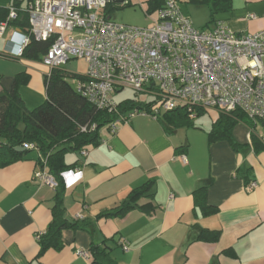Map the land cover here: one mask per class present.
I'll return each instance as SVG.
<instances>
[{
	"label": "crops",
	"instance_id": "crops-1",
	"mask_svg": "<svg viewBox=\"0 0 264 264\" xmlns=\"http://www.w3.org/2000/svg\"><path fill=\"white\" fill-rule=\"evenodd\" d=\"M10 6L12 0H0V22ZM117 7L107 10L110 18ZM179 10L191 22L190 9ZM209 21L191 24L206 30L218 21L245 36L264 31V0H232L228 12ZM15 31L20 32L10 24L0 37V91L16 84L31 111L46 100V74L24 70L23 57L10 58ZM194 119L192 127H175L164 125L163 117L136 115L114 132L110 126L99 129L97 145L66 153L63 160L71 168L61 174L65 217L82 227L63 230L58 251L40 254L37 240L52 222L56 194L35 179L38 154L0 168V264H91V246L103 243L117 264H264V123L237 122L233 149L226 141L209 142L214 118L203 124ZM251 182L257 184L253 190ZM206 185V203L216 209L210 214L193 202L194 192ZM139 188L146 192L135 209L101 216Z\"/></svg>",
	"mask_w": 264,
	"mask_h": 264
},
{
	"label": "built area",
	"instance_id": "built-area-1",
	"mask_svg": "<svg viewBox=\"0 0 264 264\" xmlns=\"http://www.w3.org/2000/svg\"><path fill=\"white\" fill-rule=\"evenodd\" d=\"M114 5L127 7L130 0L119 4L114 0H36L23 9L28 33H13L9 56L23 57L30 38L50 41L40 60L49 69L47 75L70 60H84L87 73L74 77L73 83L95 109L115 111L112 96L124 87L153 97L148 103L151 112L133 109L130 119L147 115L156 120L164 112L182 108L192 118L198 110L240 111L251 121H264V31L237 35L218 21L212 28L198 30L181 14L177 0H163L154 11L150 5L143 8L151 25L137 28L114 22L107 12ZM7 10V18L0 22V37L18 18L19 9ZM122 121L126 122L118 118L110 124L111 131ZM34 176L41 184L57 188L55 179L42 169ZM256 187L255 182L248 185L249 190ZM122 248L128 250L126 245ZM77 254L88 258L86 252Z\"/></svg>",
	"mask_w": 264,
	"mask_h": 264
},
{
	"label": "trees",
	"instance_id": "trees-1",
	"mask_svg": "<svg viewBox=\"0 0 264 264\" xmlns=\"http://www.w3.org/2000/svg\"><path fill=\"white\" fill-rule=\"evenodd\" d=\"M36 0H12V6L19 9L18 18L11 24L22 33H28V15L25 8ZM163 0H148L150 11L161 6ZM188 3L206 5L210 10V21L218 14H223L231 9L232 0H187ZM124 8V7H121ZM24 9V10H23ZM0 13H3L2 11ZM8 10L1 16V22L6 19ZM51 42L35 41L30 38V43L23 53V58L29 61H40L50 47ZM81 76V75H80ZM73 76L72 80L74 79ZM73 81L60 70H52L50 75H45L46 100L34 110H27L21 100L16 84L9 92L0 91V168L22 161L32 152L38 154L37 164L57 182L55 189L54 205L52 207V222L46 232L40 236V254L48 249L60 250L63 247L61 232L66 229H80L82 226L70 222L65 217L63 207V184L61 174L68 168L64 163V155L70 152H78L88 146H95L99 142L98 131L102 127L110 126L129 109L144 110L151 112L149 104H139L124 101L116 104L115 111L108 112L97 110L87 103L80 92L71 86ZM205 111L198 110L195 117L204 115ZM166 125L172 122L175 127L194 126L189 113L179 108L174 111L164 112L157 119ZM247 120H246V119ZM129 121V116L123 118ZM251 121L240 111L229 114L219 113L210 129L207 131L209 142L226 141L233 149L238 147L232 129L235 124L242 120ZM94 127V128H93ZM84 129V130H83ZM28 145L31 148H24ZM253 145H260L253 139ZM24 148L23 152L16 151ZM242 172V170H241ZM245 173H243L244 177ZM246 178V177H245ZM208 185L196 190L193 194L195 206H199L204 214L216 212L215 208L206 203ZM146 189L134 190L128 198L116 209L108 211L101 216L103 218L117 216L137 207L138 200L145 194ZM201 239V236H200ZM103 246L92 245L90 255L91 264H117L110 257V249Z\"/></svg>",
	"mask_w": 264,
	"mask_h": 264
},
{
	"label": "rangeland",
	"instance_id": "rangeland-1",
	"mask_svg": "<svg viewBox=\"0 0 264 264\" xmlns=\"http://www.w3.org/2000/svg\"><path fill=\"white\" fill-rule=\"evenodd\" d=\"M131 3L129 6L121 8L117 7L113 10V14L111 19L118 23L127 26L137 27V28H146L151 25V20L147 19L145 16L143 8H148L147 0H130ZM139 3H142V7ZM177 4L182 7H187L190 9L189 16L191 18V22H194L195 19L198 20H209L210 16L207 11L206 5H196L188 3L186 0H177ZM116 7V6H115ZM201 11H204L201 12ZM206 11V12H205ZM206 16V17H205ZM212 23H208L210 25ZM196 27V26H195ZM76 35V34H74ZM68 36V34H66ZM23 69L26 70L27 68L32 69L34 71H38L44 74H48L49 69L47 67L42 66L38 61H27L23 60ZM59 70L65 74L68 78V81H73V76H80L85 75L88 70L87 63L82 59H73L68 61L67 63L61 65ZM75 80V79H74ZM71 86L75 89V83ZM153 97H150L146 94H139L137 95L136 92L131 89L130 87H124L120 92L113 95V102L114 104H118L120 102L129 101L130 103H138V102H149L152 101ZM215 111H209L204 115L197 117V123H205V121H209L211 118H216ZM195 120V119H194Z\"/></svg>",
	"mask_w": 264,
	"mask_h": 264
},
{
	"label": "water",
	"instance_id": "water-1",
	"mask_svg": "<svg viewBox=\"0 0 264 264\" xmlns=\"http://www.w3.org/2000/svg\"><path fill=\"white\" fill-rule=\"evenodd\" d=\"M122 0H114L115 3L119 4ZM16 151L23 152L24 148H17Z\"/></svg>",
	"mask_w": 264,
	"mask_h": 264
}]
</instances>
